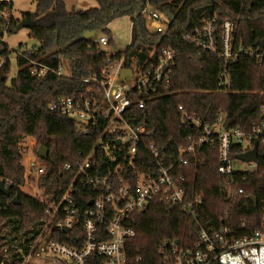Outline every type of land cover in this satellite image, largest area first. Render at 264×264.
I'll return each instance as SVG.
<instances>
[{
    "label": "trees",
    "instance_id": "trees-1",
    "mask_svg": "<svg viewBox=\"0 0 264 264\" xmlns=\"http://www.w3.org/2000/svg\"><path fill=\"white\" fill-rule=\"evenodd\" d=\"M29 1L35 5L34 12L23 14L21 20L28 21L27 36L34 42L35 50L28 56H16L19 70L10 80L7 75L11 53L6 45L0 49V58L4 61L0 70V181L9 194H0V261L4 247L23 246L41 230V205L20 190L24 185L23 140L35 141L34 155L38 147L47 149L46 175L39 181V187L62 195L72 176L63 171V165L82 159L101 130L99 125L90 128L88 135L78 136L73 121L58 111H50L48 106L61 98L101 103L100 73L109 65H116L122 59L123 68L143 70L156 65L162 50L174 52L167 81L156 84L157 93L145 99L143 108L137 106L136 100L140 96L132 95V107L123 117L132 126H144L143 143L153 144L158 158L162 155L175 162L189 188L204 184L216 174L218 151L216 146H202L195 151L196 160L189 157L187 166L178 163L177 149L187 147L189 139L197 138L200 131L191 123H182V116L194 115L208 124L222 116L225 129L247 132L260 119L261 108L264 109V0H93L95 8L70 11L61 0ZM147 6L171 15L164 35L146 30L140 12ZM121 17L130 18L129 44L124 51L108 55L87 36L98 32L107 37L110 45L107 26ZM213 18L218 23H233L234 63H225L217 55L182 40L184 31H188L191 24ZM6 23L10 34L18 21L12 16L7 21L0 17V25ZM36 59L48 68L41 78L30 76L24 66L27 61ZM59 67H66L67 73L57 74ZM225 67L230 74V90L217 93L218 74ZM94 76L95 82H83ZM179 106L182 112L178 111ZM240 152L239 148L233 149V162ZM258 154L252 172H235L219 178L218 216L226 212L228 225L238 230L240 237L256 230L264 216L261 204L264 201L263 146L258 147ZM137 156L148 163L153 159L154 169V153L138 146ZM143 171L145 168L137 167V172ZM227 181H230L229 187H226ZM228 189L231 197H228ZM239 189L242 193L236 194ZM77 194L80 201L84 193L76 188ZM14 196L17 197L16 204L12 203ZM81 207L84 209V203ZM198 214L199 221L211 217L200 211ZM133 218L135 236L127 251L132 259L140 257L143 264L155 263L156 253L165 243L191 241L196 227L195 222L183 216L179 209L170 208L158 199ZM74 231L70 230L68 234L53 231L52 239L73 245L69 234ZM10 260L7 264L18 262L15 255ZM90 263L102 264L98 258H93Z\"/></svg>",
    "mask_w": 264,
    "mask_h": 264
},
{
    "label": "built area",
    "instance_id": "built-area-1",
    "mask_svg": "<svg viewBox=\"0 0 264 264\" xmlns=\"http://www.w3.org/2000/svg\"><path fill=\"white\" fill-rule=\"evenodd\" d=\"M12 2L0 0V17L4 21L11 16ZM140 15L146 30L159 35L166 33L172 19L170 14L157 7L147 6ZM7 28V23L0 25V49L6 45L8 52L13 53L15 62L16 56H28L35 50L33 46L27 48L23 45L15 52L10 51L4 42L8 35ZM232 32V22L218 23L213 18L191 24L189 30L184 31L182 40L217 55L225 63H234ZM94 42L104 47L108 40L100 35ZM173 56V51L162 50L156 65L143 70L133 68L132 77L124 83L118 81L119 71L123 68V60L120 59L116 65L101 70V103L96 100L61 98L48 106L50 111H58L72 120L78 136L88 135L90 128L99 125L101 131L82 159L63 165V171L72 176L66 191L60 196L54 190L46 192L43 187H39V181L46 175L44 161L35 155L34 161L27 160L24 182L34 184L38 193L33 198L42 207L41 230L23 246L13 244L4 247L0 264L9 263L12 255L18 260L15 264H91L93 258L100 259L102 264H143L140 257L132 259L127 251L135 236L133 217L144 212L155 199L170 208L179 209L183 216L195 222L196 227L191 241L165 243L166 246L163 245L157 251V261L153 264H264V216L256 230L242 237L238 235V230L228 225L226 212L218 216L219 178L245 172L234 168L231 159L233 149L239 148V155L252 150L254 145L257 149L259 146L264 147V109L261 108L260 119L247 132L237 128L225 129L222 116L212 124L201 122L194 115L182 116V123H191L200 131L197 138L189 139L187 147L177 149L178 163L187 166L189 157L196 160L195 151L202 146H216L218 151L216 174L204 184L191 188L185 185L184 175L177 171L175 162L162 155L158 158L153 144L143 143L144 126H132L123 117L132 107V95L140 96L136 100L137 106L143 108L145 99L157 93L156 84L167 81L173 67ZM8 61L10 64V56ZM3 64L0 58V70ZM24 66L29 75L36 78L43 77L48 70L39 64L38 59L27 61ZM164 67L166 71L162 72ZM16 68L18 71L19 68ZM62 71L59 67L57 74H63ZM96 79L94 76L83 82L87 84ZM217 81V93L230 90V74L226 67L220 70ZM178 111L182 112V107L179 106ZM138 146L152 155L154 153V169L153 159L148 163L137 156ZM248 164L255 169L256 163ZM139 166L145 171L137 172ZM225 184L229 187L230 181ZM76 188L78 192L81 190L84 193L80 201L79 195H75ZM227 193L231 197L229 189ZM241 193L240 189L236 192ZM80 203H84V209ZM261 204L264 209V201ZM199 211L211 217L199 221ZM63 228L67 229L66 232H62ZM56 230L63 234L75 230L69 234L73 245L53 240L52 234Z\"/></svg>",
    "mask_w": 264,
    "mask_h": 264
},
{
    "label": "rangeland",
    "instance_id": "rangeland-1",
    "mask_svg": "<svg viewBox=\"0 0 264 264\" xmlns=\"http://www.w3.org/2000/svg\"><path fill=\"white\" fill-rule=\"evenodd\" d=\"M68 11L74 10H87L96 7V3L93 0H61ZM35 5L30 2L29 0H13L12 2V10L11 16L14 18L15 21H21L23 14L33 13ZM130 18L129 17H121L114 21H112L108 26L107 29L110 32L111 41L110 45L102 47V50L108 54L113 55L118 52H122L128 46L130 41ZM28 30L26 28H19L17 29L16 33H10L4 38V42L8 45L9 50L15 52L19 45L30 48L34 44L32 40L28 38ZM100 34L93 33L88 37V39L96 40ZM133 69V68H132ZM63 74L67 73L66 67L62 68ZM17 71L16 62L14 61L13 53L10 54V73L7 77V80H10L14 77L15 72ZM132 83V81H130ZM22 165L23 167L26 165L27 160L34 161V154H33V147L35 145V141L33 139H25L23 140L22 144ZM36 156V155H35ZM233 166L236 170H243L245 172H252L254 170L248 163H243L240 161H235ZM34 184L31 182H24L23 187H21V192L28 196H37L38 193L34 189ZM209 187V186H208ZM207 187V188H208Z\"/></svg>",
    "mask_w": 264,
    "mask_h": 264
},
{
    "label": "water",
    "instance_id": "water-1",
    "mask_svg": "<svg viewBox=\"0 0 264 264\" xmlns=\"http://www.w3.org/2000/svg\"><path fill=\"white\" fill-rule=\"evenodd\" d=\"M28 21L23 19L21 21H19L17 23V25L11 30L12 33H16L17 29L19 28H26L28 29ZM166 71V68H162V72H165ZM133 75V71L132 69H126V68H122L120 69L119 71V74H118V81L121 82V83H124L126 81H128ZM36 156L42 160V161H45L47 159V156H48V151L47 149L43 148V147H38L37 148V151H36ZM258 149H257V146L254 145L253 149L250 150V151H247L245 153H242V154H239L235 157V160L236 161H240V162H243V163H256L257 160H258ZM262 157H264V154L262 155ZM0 194L4 195V196H8V191L7 189L4 187L3 183L0 181ZM250 200L256 204V200L253 198V197H250ZM12 203L13 204H16L17 203V197L14 196L12 198ZM89 205H91V203H89ZM67 229L63 228L62 229V232H66ZM177 241H175L176 243ZM164 246H166L164 244Z\"/></svg>",
    "mask_w": 264,
    "mask_h": 264
}]
</instances>
